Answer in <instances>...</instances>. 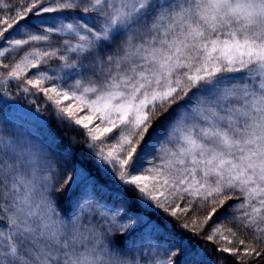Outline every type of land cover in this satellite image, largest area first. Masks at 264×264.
Wrapping results in <instances>:
<instances>
[{
    "label": "snow or ice",
    "instance_id": "obj_1",
    "mask_svg": "<svg viewBox=\"0 0 264 264\" xmlns=\"http://www.w3.org/2000/svg\"><path fill=\"white\" fill-rule=\"evenodd\" d=\"M0 93V264H264V0H0Z\"/></svg>",
    "mask_w": 264,
    "mask_h": 264
},
{
    "label": "rangeland",
    "instance_id": "obj_2",
    "mask_svg": "<svg viewBox=\"0 0 264 264\" xmlns=\"http://www.w3.org/2000/svg\"><path fill=\"white\" fill-rule=\"evenodd\" d=\"M59 64H60V61L52 60L49 62L48 65H42V68L55 69L56 67H58ZM8 87H9V91L11 93V95L8 99L9 105H16L21 109L35 113L36 115H38L41 118L42 121L47 122L48 129H50L53 133H55L58 138H60L62 141L68 140L70 133L63 130L62 128L57 127L56 120L54 119V116H53V113L51 110L44 111V112H37L36 111L38 105L43 106V100L42 99H37L36 104H31L29 102V100L35 99V98L34 97L33 98H25L22 93L18 92L14 82L10 83ZM3 100H4L3 93H0V129L7 128L9 131H11V130H13L12 125L11 124H5L3 122V115H4ZM161 119H163V117H161ZM17 123L22 130L26 127H30L32 132L35 133L37 136H39L40 130L42 128V126L40 124H38L36 122H31V124H29L28 122L24 121L23 119H20L19 117L17 118ZM158 123H159V120L157 121V123L155 122L153 124V127H156V125ZM125 196L129 199H134V195L131 192H126ZM151 215L154 219L157 218L154 214H151ZM0 224H2V223L0 222ZM192 242L194 244L195 243L197 244V240H194ZM208 248H211V245H208ZM205 255L209 256L211 258V260L216 259V253L215 252L209 253L207 251V249L205 250Z\"/></svg>",
    "mask_w": 264,
    "mask_h": 264
},
{
    "label": "trees",
    "instance_id": "obj_3",
    "mask_svg": "<svg viewBox=\"0 0 264 264\" xmlns=\"http://www.w3.org/2000/svg\"><path fill=\"white\" fill-rule=\"evenodd\" d=\"M155 123V122H154ZM156 123H157V121H156ZM151 215V214H150ZM153 218V217H152ZM154 219V218H153ZM155 219H157L158 220V218H155ZM2 224H3V221H0ZM158 222H159V220H158ZM190 243H192L193 245H196V243L194 244L192 241H190ZM202 243V241L201 240H197V244H201ZM211 247H213L212 245H211ZM211 260V258L209 257V256H206L205 255V261H210Z\"/></svg>",
    "mask_w": 264,
    "mask_h": 264
}]
</instances>
